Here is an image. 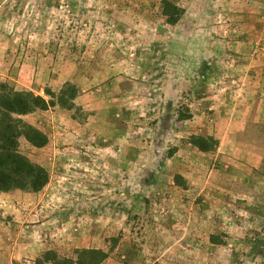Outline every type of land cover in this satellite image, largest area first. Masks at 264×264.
<instances>
[{"label":"rangeland","instance_id":"1","mask_svg":"<svg viewBox=\"0 0 264 264\" xmlns=\"http://www.w3.org/2000/svg\"><path fill=\"white\" fill-rule=\"evenodd\" d=\"M172 1L174 27L160 0H0V85L46 100L77 89L74 110L22 118L48 138L19 150L49 180L1 192L26 249L13 264L80 250L101 264H264V0Z\"/></svg>","mask_w":264,"mask_h":264},{"label":"trees","instance_id":"2","mask_svg":"<svg viewBox=\"0 0 264 264\" xmlns=\"http://www.w3.org/2000/svg\"><path fill=\"white\" fill-rule=\"evenodd\" d=\"M160 7L165 23L171 27L179 24L185 16V10L172 0H160ZM66 87L57 95L45 90V95L50 98L46 100L30 91H17L7 84L0 85V192L20 190L37 193L47 185V170L21 154L19 139L24 138L35 148H43L48 144V138L22 118L54 107L74 110L77 89L71 84ZM190 118L191 115L180 114L177 121ZM191 143L203 152L212 151L217 146L213 138L196 137L192 138ZM173 153L174 150H171L169 156ZM106 258L107 254L101 250H80L75 261L58 258L54 253L47 252L38 264H101Z\"/></svg>","mask_w":264,"mask_h":264},{"label":"crops","instance_id":"3","mask_svg":"<svg viewBox=\"0 0 264 264\" xmlns=\"http://www.w3.org/2000/svg\"><path fill=\"white\" fill-rule=\"evenodd\" d=\"M85 99H86V97L85 98L79 97V98H77L76 101H77V103L84 105ZM84 106H86V104ZM91 106H92V104H91ZM50 113L52 115H59L60 114L58 112L57 108L51 109ZM60 115H62V114H60ZM87 120L89 121V124H86V125L92 127V129L97 127V125L95 124V121H93L90 118L87 119ZM63 122L65 123V125L71 126V122L69 120L65 119ZM104 126H105L104 123H102L101 127L104 128ZM67 134H68L66 136L67 139L68 138L69 139L74 138L73 134H71L69 132ZM4 214H11V216H12L11 217L12 229L9 230V233H8L7 229H1V231H2V239L3 240H0V264H13L14 256L17 253H20L21 251H26V249H25L24 246H19L18 245L19 238L15 235V196L10 198V197H8L7 194H4V193L0 192V217L4 216Z\"/></svg>","mask_w":264,"mask_h":264},{"label":"built area","instance_id":"4","mask_svg":"<svg viewBox=\"0 0 264 264\" xmlns=\"http://www.w3.org/2000/svg\"><path fill=\"white\" fill-rule=\"evenodd\" d=\"M18 264H35L31 258L25 257Z\"/></svg>","mask_w":264,"mask_h":264}]
</instances>
